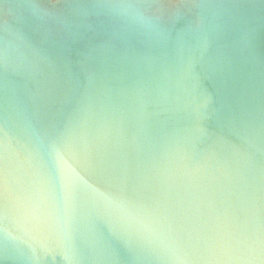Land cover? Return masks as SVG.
Returning <instances> with one entry per match:
<instances>
[{"label":"water","instance_id":"water-1","mask_svg":"<svg viewBox=\"0 0 264 264\" xmlns=\"http://www.w3.org/2000/svg\"><path fill=\"white\" fill-rule=\"evenodd\" d=\"M0 264H264V0H0Z\"/></svg>","mask_w":264,"mask_h":264}]
</instances>
